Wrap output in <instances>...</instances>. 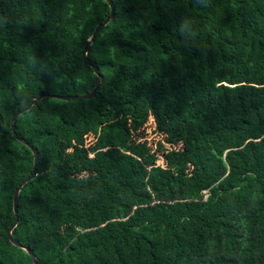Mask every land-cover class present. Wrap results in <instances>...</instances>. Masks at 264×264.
Listing matches in <instances>:
<instances>
[{"label": "trees", "instance_id": "1", "mask_svg": "<svg viewBox=\"0 0 264 264\" xmlns=\"http://www.w3.org/2000/svg\"><path fill=\"white\" fill-rule=\"evenodd\" d=\"M110 1L85 60L103 0H0V264H32L15 219L37 264H264V0ZM89 64L93 97L49 98L89 93ZM148 118L153 150L135 139ZM18 138L37 162L14 214L33 159ZM108 157L87 192L77 174ZM65 187L66 234L32 235Z\"/></svg>", "mask_w": 264, "mask_h": 264}, {"label": "rangeland", "instance_id": "2", "mask_svg": "<svg viewBox=\"0 0 264 264\" xmlns=\"http://www.w3.org/2000/svg\"><path fill=\"white\" fill-rule=\"evenodd\" d=\"M83 138V145L84 147L88 146L92 141V136L90 134H86L82 136ZM136 141L137 142H145L147 145L151 147V149H154L156 141L160 140L162 142V137L156 134L153 131V123L151 119L148 118L147 122L138 130V135L136 136ZM74 140V139H73ZM72 140V141H73ZM164 147H169L167 144L163 143ZM172 148V147H171ZM173 148L178 149L179 146H173ZM67 151H71V148H68ZM152 152V151H151ZM88 157L93 158V155L90 153L88 154ZM153 157L156 158V164L163 166V160L161 158L160 153H154ZM117 159L108 157L104 161H99V163H90L91 166L95 168V171L90 173L89 175L83 174V173H78L77 177L79 179H84L85 185H86V191L87 192H92L94 188H101V183L103 182V178L106 177L107 175L111 174L114 167L117 165ZM87 176V177H86ZM56 194L54 195L53 199H57L61 203V208L64 209V212L60 210L59 213L54 217H51L50 220H39L37 218V224L34 228L31 229V234L32 235H42L46 231H51L50 235L51 236H58L61 237L66 234L67 228H68V219L71 217L74 209L76 208V204L74 207L70 203V195L73 193H80L78 189H72L70 190V187H65L63 190H59L55 192ZM30 204V202H28ZM33 206L35 207L34 213L31 214L30 212L27 214L28 217L30 218H36L38 217L39 209H40V204H36L35 202L32 203ZM29 209V206H28ZM30 211V210H29ZM63 212V213H62ZM68 217V219H67ZM33 229H36L34 231Z\"/></svg>", "mask_w": 264, "mask_h": 264}, {"label": "water", "instance_id": "3", "mask_svg": "<svg viewBox=\"0 0 264 264\" xmlns=\"http://www.w3.org/2000/svg\"><path fill=\"white\" fill-rule=\"evenodd\" d=\"M109 8V13L108 16L104 19V21L101 24L96 25V27L93 29L91 36L87 39V41L84 43L83 46V50H82V57L83 59L86 60V53H87V47L91 44L92 42V37L97 33V31L104 25H106L113 17V5L111 3L110 0H103ZM90 68L93 71V74L96 77V81H95V85L92 88V90L84 95H79V96H73V97H65V96H49V98L51 99H55V100H61V101H68V100H73V99H90L91 97H93L96 88L98 87V85L102 82V77L100 76V74L98 73V70L96 67H94L93 65L89 64ZM44 97H46L45 95H38L35 98H33L30 103L25 107L24 110L21 111H16L15 113L12 114L11 119H10V129H11V133L12 135H14V122L16 120V118L22 114L24 111H27L28 109H30L36 102L40 101L41 99H43ZM18 142H20L21 144H23L25 147H27L28 150L31 151L32 154V172L31 174L23 181L21 182L13 191L12 193V211L15 214L16 213V203H17V199H18V193L20 188L29 180H31L34 176H35V165L37 162V152L35 149H33L31 146H29L27 143L24 142L23 139L18 138L17 139ZM17 223V219L14 220L13 224L8 228V230L6 231V237L9 241V243L14 246L17 247L19 249H22L31 259V263L32 264H37V259L32 255V253L25 247H22L11 235V231L12 229L15 227Z\"/></svg>", "mask_w": 264, "mask_h": 264}]
</instances>
